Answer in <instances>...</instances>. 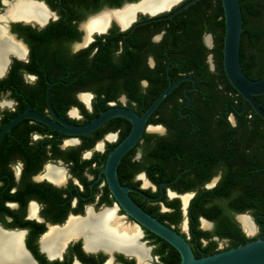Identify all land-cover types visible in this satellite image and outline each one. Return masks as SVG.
Wrapping results in <instances>:
<instances>
[{
	"label": "flooded vegetation",
	"instance_id": "1",
	"mask_svg": "<svg viewBox=\"0 0 264 264\" xmlns=\"http://www.w3.org/2000/svg\"><path fill=\"white\" fill-rule=\"evenodd\" d=\"M126 2L134 1L0 0V38L17 50L6 53L0 72V131L25 113L42 118L25 115L0 138V226L22 230L32 264H175V248L120 207L101 172L131 122L112 117L84 135L50 123L83 125L113 107L141 115L169 81L184 76L195 87L180 81L152 111L118 163L119 182L140 208L181 234L195 256L237 246V234L264 238V119L225 76L216 0H199L168 19L139 13L124 29L114 18L100 31L86 29L104 8ZM15 5L27 8L12 17ZM240 6L248 29L241 33V67L259 79L264 0ZM256 32L262 37L254 39ZM255 98L264 110V94ZM104 210L137 227L147 261L87 249L83 235L52 256L42 248L50 228ZM242 216L254 233L245 231Z\"/></svg>",
	"mask_w": 264,
	"mask_h": 264
},
{
	"label": "water",
	"instance_id": "2",
	"mask_svg": "<svg viewBox=\"0 0 264 264\" xmlns=\"http://www.w3.org/2000/svg\"><path fill=\"white\" fill-rule=\"evenodd\" d=\"M142 1L143 0L126 2L120 7L104 8L102 11L108 9L120 10L126 5H135ZM197 1L199 0H180L177 3L170 5L166 9H160L153 12L135 11L131 21L128 24L125 26H121L118 23L117 24L122 29H124L136 20L139 13L141 15H147L150 17L151 21L172 18ZM220 3L223 12L224 23L222 66L225 76L233 89H235L242 96L243 103H248L254 112L264 119V110L261 108L255 98L258 95L264 94V75L259 79H251L245 74L240 63V43L241 33L243 30L240 1L220 0ZM173 8L175 9L172 12L164 15V13L172 10ZM184 79L191 80L194 83L193 88L195 87V80L191 77L184 76L174 82L169 81V84L166 86V88L156 97L148 109L141 115H138L131 110L122 107H113L101 112L90 122L83 125L69 123H63L62 125L50 123V125L53 128L69 135H84L97 129L109 118L119 116L129 120L131 122V129L129 133L109 152L105 165L101 170L105 176L109 190L115 197L120 207L143 228L162 238L171 246H173L180 256L178 264H264L263 237H255L244 244L221 250L210 255L202 254L199 257H195L190 245L181 234L140 208L129 196L128 188L126 186H122L119 182L117 176V166L122 156L138 142L144 131L145 122L152 111L172 91V89ZM25 115L42 119L33 113H25L20 115L14 118L0 131V138L7 129H9L15 122ZM163 185L164 183L161 184V189ZM0 230L4 232L22 231L5 229L1 226ZM22 247L24 250H26L24 242H22ZM63 247H65V244ZM63 247L61 248L62 250ZM115 251L116 250L108 252L111 258L113 256V252Z\"/></svg>",
	"mask_w": 264,
	"mask_h": 264
},
{
	"label": "bare ground",
	"instance_id": "3",
	"mask_svg": "<svg viewBox=\"0 0 264 264\" xmlns=\"http://www.w3.org/2000/svg\"><path fill=\"white\" fill-rule=\"evenodd\" d=\"M180 0H143L135 5H126L120 10H107L92 17L85 25L86 29L102 30L112 19H116L122 25L128 24L135 11H156L166 9ZM16 5L9 9L8 15L16 16L17 10H24L27 5ZM37 9V14L44 17ZM46 19V16L44 17ZM43 19V20H44ZM9 51H17L12 44L0 38V72L5 66V55ZM187 197H183L186 204ZM245 231L254 233V229L247 217H239ZM84 236V244L87 249L103 248L104 251L113 250L132 254L138 263L148 260L147 249L139 243L140 232L135 225L122 223L115 217L112 210H104L98 214L88 212L86 217L72 219L63 227L50 228L41 238V246L50 256L55 255L57 250L71 237ZM22 232H4L0 230V264H32L29 256L22 247ZM66 241V242H65ZM64 243V244H63ZM62 246V247H61ZM58 250V251H59Z\"/></svg>",
	"mask_w": 264,
	"mask_h": 264
},
{
	"label": "trees",
	"instance_id": "4",
	"mask_svg": "<svg viewBox=\"0 0 264 264\" xmlns=\"http://www.w3.org/2000/svg\"><path fill=\"white\" fill-rule=\"evenodd\" d=\"M129 1H135V0H129ZM210 1V0H209ZM211 1H213V0H211ZM240 1V0H239ZM216 4L214 3V10H215V12H216V15H215V17H217V16H222V19L220 20V22H219V24H221L222 26H223V12H222V7H221V3H220V0H216ZM122 2L120 1V2H118L117 3V5L116 6H119L120 4H121ZM197 4V2L195 3V4H193V5H191L190 7H188V9L187 10H189L190 8H192L193 6H195ZM184 12V11H183ZM168 21V20H167ZM170 21V20H169ZM160 22V21H159ZM164 22H166V21H164ZM244 25H245V22L243 23ZM248 31V29L245 27L244 29H243V34H245L246 32ZM262 37V35H261V33H259V32H256V37H254V39H259V38H261ZM253 38V37H252ZM244 69H245V67H244ZM219 194H221V192H218ZM239 237L238 238H241V240H240V242H239V244L238 245H240V244H244V243H246L247 241H249V240H251V239H247V238H245V237H243L242 235L240 236L239 234H237ZM174 253H175V255L177 256L176 257V262H175V264H178V262H179V260H180V256L178 255V253H177V251H174ZM213 253H215V252H211V253H208V254H206V255H210V254H213ZM197 255V254H196ZM195 257H199L198 255L197 256H195Z\"/></svg>",
	"mask_w": 264,
	"mask_h": 264
}]
</instances>
